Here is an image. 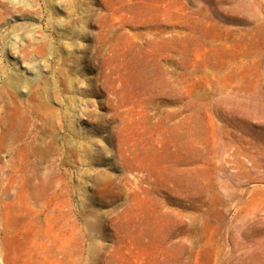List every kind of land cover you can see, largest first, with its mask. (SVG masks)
<instances>
[{"label":"rangeland","instance_id":"1","mask_svg":"<svg viewBox=\"0 0 264 264\" xmlns=\"http://www.w3.org/2000/svg\"><path fill=\"white\" fill-rule=\"evenodd\" d=\"M0 264H264V0H0Z\"/></svg>","mask_w":264,"mask_h":264},{"label":"bare ground","instance_id":"2","mask_svg":"<svg viewBox=\"0 0 264 264\" xmlns=\"http://www.w3.org/2000/svg\"><path fill=\"white\" fill-rule=\"evenodd\" d=\"M39 145H41V144H39ZM42 146V145H41ZM39 150H40V148H39ZM42 150V149H41ZM44 151V150H43ZM42 153V152H41ZM45 158V157H44Z\"/></svg>","mask_w":264,"mask_h":264}]
</instances>
